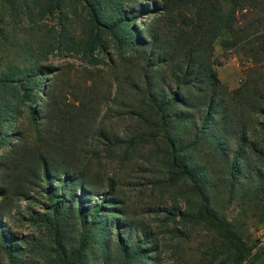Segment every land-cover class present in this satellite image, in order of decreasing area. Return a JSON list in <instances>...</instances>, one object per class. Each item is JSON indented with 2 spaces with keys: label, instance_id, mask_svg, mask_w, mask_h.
I'll return each instance as SVG.
<instances>
[{
  "label": "trees",
  "instance_id": "trees-1",
  "mask_svg": "<svg viewBox=\"0 0 264 264\" xmlns=\"http://www.w3.org/2000/svg\"><path fill=\"white\" fill-rule=\"evenodd\" d=\"M76 1L85 6L92 24L85 46L94 49L108 36L118 51L135 53L132 88L138 99L130 110L144 134L163 137L169 175L191 183L198 205L193 213L183 210V219L208 220L227 244L221 264H240L246 246L235 224L214 207L209 192L221 185L232 198L241 187L245 198L264 213V147L254 137L258 127L264 128L256 117L264 115V83L244 80L227 90L215 70L220 62L213 58V48L214 42L223 51L247 48L249 56L264 60V0H158L152 5ZM35 2L0 0V50H11V55L0 52V143L8 124L19 116L38 119L31 150L13 164L15 183L0 187V194L32 200L30 193L36 192L45 209L29 212V218L50 234L47 243L19 237L5 227L0 209V264H160L151 253L147 231L127 216L115 196L113 182L99 188L85 167L58 160L55 135L70 130L85 137L84 120L93 119L98 107L87 109L91 99L72 89L55 97L48 88L51 81L36 102L38 88L33 87L41 82L36 76L45 67L35 64L31 46L17 38L26 30L24 19L34 22ZM5 3L11 5V21L3 13ZM61 4L48 0L47 13ZM146 10L155 13L137 29L133 16ZM46 41L49 46L42 50L71 49L73 44L64 25ZM42 100L52 106L45 110ZM99 132L114 137L113 144L120 142ZM27 253L41 262L25 257Z\"/></svg>",
  "mask_w": 264,
  "mask_h": 264
},
{
  "label": "rangeland",
  "instance_id": "rangeland-1",
  "mask_svg": "<svg viewBox=\"0 0 264 264\" xmlns=\"http://www.w3.org/2000/svg\"><path fill=\"white\" fill-rule=\"evenodd\" d=\"M18 1L13 0V5ZM47 1L36 0L32 4L34 22L24 19L21 25L26 30L17 33L21 43L25 41L31 46L35 64L45 67L36 76L42 77L41 82L33 87V90L38 88L36 102L42 99V90L51 81L48 88L55 97L62 98L72 89L88 95L91 100L87 109L98 107L93 119L84 120L88 129L85 137L74 135L70 130L55 135L58 160L85 167L87 176L99 188H104L109 180L113 182L115 196L127 216L147 231L151 253L160 264H221L228 253L225 240L208 220L199 216L191 221L183 219V210L189 208L193 213L198 205L191 183L175 181L169 175L163 137L144 134V126L130 110L138 99L132 88L137 72L135 53L118 51L108 36L102 37L100 46L88 48L84 41L92 24L85 6L76 0H61V6L47 13ZM130 1L152 5L158 0ZM3 9L7 21H11V5L5 3ZM154 13L155 10H146L133 16L136 28ZM63 25L64 32L73 41L72 48L42 50L49 46L46 40L56 35ZM7 51L11 50L6 47L0 50ZM213 58L220 62L215 70L227 90L236 88L244 80L264 83V60L249 56L247 48L223 51L214 42ZM42 103L45 110L52 106L45 105L46 100ZM239 110L234 109L236 116H240ZM256 117L264 122V115ZM37 126L38 119L27 115L19 116L6 127L0 143V187L15 183L17 170L13 164L31 150ZM99 131L117 136L120 142L113 144L114 137L107 139ZM256 131L254 137L264 147V128L260 126ZM213 167L219 171L215 163ZM216 177H212L213 181ZM241 189H236L232 198L221 185L209 193L214 207L235 224L246 246L240 264H264V213L245 198ZM30 194L34 196L32 200L0 194L1 220L19 237L33 236L47 243L48 229L29 218V212L45 209L44 199L36 192ZM25 257H32L38 263L42 260L30 253Z\"/></svg>",
  "mask_w": 264,
  "mask_h": 264
}]
</instances>
